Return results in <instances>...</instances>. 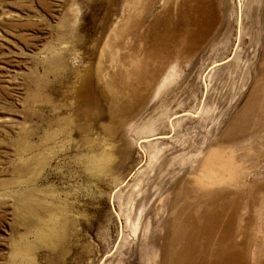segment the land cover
Instances as JSON below:
<instances>
[{
	"label": "rangeland",
	"instance_id": "rangeland-1",
	"mask_svg": "<svg viewBox=\"0 0 264 264\" xmlns=\"http://www.w3.org/2000/svg\"><path fill=\"white\" fill-rule=\"evenodd\" d=\"M0 264H264V0H0Z\"/></svg>",
	"mask_w": 264,
	"mask_h": 264
},
{
	"label": "bare ground",
	"instance_id": "bare-ground-1",
	"mask_svg": "<svg viewBox=\"0 0 264 264\" xmlns=\"http://www.w3.org/2000/svg\"><path fill=\"white\" fill-rule=\"evenodd\" d=\"M255 3V2H254ZM254 5V4H253ZM201 109V108H200ZM159 159V157H158V155L157 154H155L153 157H152V162L154 161H157ZM164 162V161H163ZM139 196V195H138ZM28 197V196H27ZM31 200V199H30ZM24 203H25V205H26V199H25V197H24ZM34 207V206H33ZM45 220V219H44ZM57 220V219H56ZM48 221V220H47ZM140 223H141V218L138 220V223H137V229H135V230H138L139 229V226H140ZM144 223V222H143ZM50 225V224H49ZM47 226V225H46ZM134 230V231H135ZM141 230V229H140ZM138 234V233H137ZM135 236H136V234H135Z\"/></svg>",
	"mask_w": 264,
	"mask_h": 264
}]
</instances>
